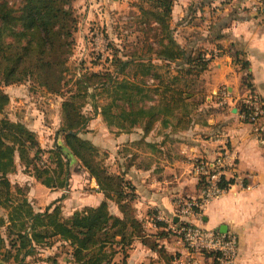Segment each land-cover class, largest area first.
<instances>
[{"label": "trees", "instance_id": "obj_1", "mask_svg": "<svg viewBox=\"0 0 264 264\" xmlns=\"http://www.w3.org/2000/svg\"><path fill=\"white\" fill-rule=\"evenodd\" d=\"M75 1L21 0L16 5L0 0V264H29L27 259L53 240L69 247L73 264H110L117 249L127 256L135 236L144 237V225L134 216L136 196L130 182L111 173L100 160L98 148L82 138L89 132L91 121L83 112L87 100L92 102L94 115H101L108 128L130 132L144 126L149 133L162 116L191 117L199 107L192 103L197 94L194 96L190 85H181L187 84L189 77L199 78L214 59V55L207 58L202 49L188 52L175 41L170 27L174 0H143L149 7L139 8L142 17L138 26L144 35L141 44L147 54L166 63V68L178 65L176 75L172 77L169 70L158 72L152 59L138 52L129 57H120L116 52L106 59L109 68L105 73H79L69 78L78 25ZM222 37L220 34L216 38ZM242 64L244 69L250 66ZM27 82L63 101L62 124L54 147L48 151L26 125L1 119L10 104L4 89ZM98 96L103 101L107 98V102L99 104ZM241 104L239 112H246ZM16 158L26 175L49 189L67 188L76 163L96 181L105 201L96 208L76 211L68 219L62 216L60 206L36 212L26 189H14L9 180L16 173ZM232 184L223 181L220 186L227 189ZM109 202L118 207L122 218L111 214ZM4 208L10 209L7 219L1 216ZM157 227L165 225L159 223ZM152 249H158L165 264H174V256L157 243Z\"/></svg>", "mask_w": 264, "mask_h": 264}, {"label": "crops", "instance_id": "obj_2", "mask_svg": "<svg viewBox=\"0 0 264 264\" xmlns=\"http://www.w3.org/2000/svg\"><path fill=\"white\" fill-rule=\"evenodd\" d=\"M259 6L260 0H174L170 27L175 41L188 52L202 49L207 58L214 55L201 76L206 80L207 93L202 108L210 110L198 117L162 116L149 133L144 126L130 132H110L115 150L110 154V160L114 158L111 166L116 165L111 173L121 175L134 188V216L145 229L144 237L135 236L127 256L117 249L110 264H165L158 249H152L155 243L174 256V264H189L196 258L167 229L171 221L179 222L175 220L176 201L200 196L195 165L201 160H214L221 147L227 149L229 162L234 165L225 177L233 184L199 210L200 224L237 238L239 255L234 264H264V138L239 112L243 100L251 95L264 101V11L256 15ZM131 7L134 10L136 5ZM107 10V0H91L88 15L94 13L96 17L97 13L95 20L100 21ZM220 34L223 37L217 39ZM145 58L152 59L158 72L173 68L176 75L178 65L166 68V63L155 56ZM245 62L250 65L247 69L243 68ZM97 119L103 118L97 115ZM28 128L37 137L41 135L37 125ZM81 173L78 178L71 172L65 189H49L26 175V194L33 207L37 203L35 211L43 213L50 206L51 211L60 206L62 216L68 219L76 211L100 206L105 197L96 181L85 170ZM109 206L112 215L122 218L114 203L109 202ZM189 220L198 223L195 218ZM159 223L165 228L157 227ZM65 254L72 261L70 251ZM197 258V264L210 263L208 257ZM54 262L60 261L56 258Z\"/></svg>", "mask_w": 264, "mask_h": 264}, {"label": "rangeland", "instance_id": "obj_3", "mask_svg": "<svg viewBox=\"0 0 264 264\" xmlns=\"http://www.w3.org/2000/svg\"><path fill=\"white\" fill-rule=\"evenodd\" d=\"M91 0H76L73 3L74 13L77 20V32L75 33V46L72 57L69 61V78L78 76L79 73H105L109 68V63H106V59L110 58L113 54L118 53L120 57L129 56L133 52H138L139 55L149 56L147 54L146 47L141 44L144 40V35L140 30L142 14L140 12V6L148 8V4L143 0L126 1L119 0L114 4L113 0H107L108 10L103 11V18L100 21H96L94 13L88 15V9L90 7ZM11 3L19 5L21 0H10ZM135 4L136 7L133 10L131 5ZM261 4V0H260ZM260 7V6H259ZM15 8H18L15 7ZM85 21H88L86 24ZM152 42V40H151ZM99 56L102 60H98ZM111 59V58H110ZM171 76H175L174 69L170 68ZM202 76V75H201ZM189 77L188 83H182V87L190 85L192 93L196 98H192L193 106L198 104V108L192 111L191 115L201 116L207 114L208 108H202L201 101H205L207 97L205 83L202 77ZM150 84H152L150 82ZM10 96V104L5 110V114L1 116L8 118L12 122H21L28 127L37 125V129L41 132L38 139L41 147L45 150L48 147L53 148L51 145L56 140L57 131L62 124L61 116V104L62 99L55 95L48 94L45 90L38 88L36 85L27 82L22 85H16L4 89ZM99 104L106 103V101L97 97ZM206 102V101H205ZM204 102V103H205ZM91 100H87L83 112L86 117L90 118L89 132L82 135V138L95 144L98 148L100 155L99 158L108 167L109 171L115 170V166H111L114 162V158L110 160L115 152L114 146L111 142L113 134L115 132L113 128H108L103 119H97L91 107ZM150 103V102H148ZM150 106V104H148ZM197 108V109H196ZM202 109V110H201ZM191 111V109H189ZM205 111V112H204ZM37 121V123H35ZM116 133V132H115ZM113 148V149H112ZM48 151V150H45ZM16 173L9 176V180L12 182L14 189L20 187L26 189L28 176L25 174L24 166L16 158ZM71 172H76L77 177L83 176L82 169L78 165L73 164ZM27 196V194H26ZM35 202V201H34ZM32 203V202H31ZM37 207L35 202L34 208ZM37 209V208H36ZM43 211L46 206L41 208ZM40 209V210H41ZM10 209L4 208L1 210V216L7 219ZM6 229L3 230V234H6ZM53 249H49L51 246L42 247L37 250V254L27 259L29 264H55L54 260L58 258L59 264H70L72 261L66 256V250L69 249L64 246L63 243L53 240L49 243ZM1 257V256H0ZM10 262V261H9ZM10 264H17L15 261Z\"/></svg>", "mask_w": 264, "mask_h": 264}, {"label": "built area", "instance_id": "obj_4", "mask_svg": "<svg viewBox=\"0 0 264 264\" xmlns=\"http://www.w3.org/2000/svg\"><path fill=\"white\" fill-rule=\"evenodd\" d=\"M264 11V0H261L257 12ZM247 111L242 112L244 121L256 128L261 139L264 138V101L258 97H248L243 100ZM229 162L228 151L225 147L219 148L214 160H201L195 165L194 172L201 183V193L195 199H178L176 201L175 220L168 225L167 232L177 237L194 259L189 264H197V257H208L209 264H234L239 255L238 240L235 236L221 234L204 228L201 223L199 210H202L213 199L222 195L226 189L221 188L220 183L225 180L229 168H233ZM195 218L198 223L189 219ZM160 220V218H158ZM174 220V221H175Z\"/></svg>", "mask_w": 264, "mask_h": 264}]
</instances>
